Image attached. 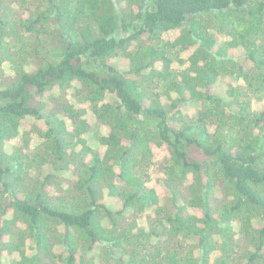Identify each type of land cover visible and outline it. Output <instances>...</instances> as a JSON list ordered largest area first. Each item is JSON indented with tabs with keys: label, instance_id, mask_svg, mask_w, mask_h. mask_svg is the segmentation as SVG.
<instances>
[{
	"label": "trees",
	"instance_id": "1",
	"mask_svg": "<svg viewBox=\"0 0 264 264\" xmlns=\"http://www.w3.org/2000/svg\"><path fill=\"white\" fill-rule=\"evenodd\" d=\"M0 233V264H264V0H0Z\"/></svg>",
	"mask_w": 264,
	"mask_h": 264
},
{
	"label": "rangeland",
	"instance_id": "2",
	"mask_svg": "<svg viewBox=\"0 0 264 264\" xmlns=\"http://www.w3.org/2000/svg\"><path fill=\"white\" fill-rule=\"evenodd\" d=\"M178 34V33H177ZM176 35V34H175ZM220 40L222 41V36H220ZM226 81H230V79H226ZM231 83L233 82V81H230ZM235 83V82H234ZM225 89H226V85H225V83H224V88H223V90H222V93L224 94L225 93ZM218 91V90H217ZM252 96H254L253 94H249V97H252ZM72 97V96H71ZM198 108V105L197 104H193L192 106H189V107H185V108H183L182 110H184V113H186V114H194L195 112H196V109ZM34 143H38L37 141H34ZM164 154H166L164 151H160V153L158 154L159 156H163ZM62 176H61V179H72V177L73 176H71L70 175V173H63V174H61ZM155 182H151V184H154ZM155 187H157V190H159V192L163 195L164 193H165V191H164V188L162 187V185H160V184H158V186H157V184L155 185ZM145 220V218H143V221ZM146 224H147V222H142V225L143 226H145V227H148V226H146ZM255 225H256V228H260L261 226H262V223L261 222H259V221H257V220H255ZM4 241H8V237H4L3 235H1V237H0V243H3ZM194 243H195V241L194 240H191V242H190V245H188V246H193L194 245ZM241 243L243 244V243H245L246 244V242L242 239L241 240ZM31 242H29V244H28V247H29V249H30V247H31ZM186 245V244H185ZM197 254H198V252H196ZM19 258H18V255L17 254H13L12 256L10 255H6L4 258H3V264H11L12 263V261H16V260H18ZM97 264H107V263H104V260H101V257L99 258V260L97 261ZM108 264H115L114 262H110V263H108Z\"/></svg>",
	"mask_w": 264,
	"mask_h": 264
},
{
	"label": "flooded vegetation",
	"instance_id": "3",
	"mask_svg": "<svg viewBox=\"0 0 264 264\" xmlns=\"http://www.w3.org/2000/svg\"><path fill=\"white\" fill-rule=\"evenodd\" d=\"M145 5H149V0H145Z\"/></svg>",
	"mask_w": 264,
	"mask_h": 264
},
{
	"label": "water",
	"instance_id": "4",
	"mask_svg": "<svg viewBox=\"0 0 264 264\" xmlns=\"http://www.w3.org/2000/svg\"><path fill=\"white\" fill-rule=\"evenodd\" d=\"M0 237H1V233H0Z\"/></svg>",
	"mask_w": 264,
	"mask_h": 264
}]
</instances>
